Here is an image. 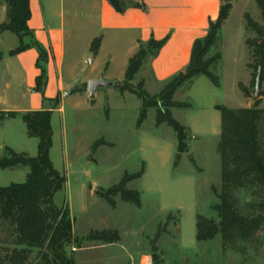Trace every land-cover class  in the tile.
I'll use <instances>...</instances> for the list:
<instances>
[{
    "label": "rangeland",
    "instance_id": "obj_1",
    "mask_svg": "<svg viewBox=\"0 0 264 264\" xmlns=\"http://www.w3.org/2000/svg\"><path fill=\"white\" fill-rule=\"evenodd\" d=\"M247 13L263 24L256 5L238 2L219 37V48L217 44L211 49V55L217 50L221 54L218 66L211 68L219 77L220 86L200 76L174 95V101L181 104V108L172 109V116L188 130L184 133L182 151L174 130L166 124H157L156 109H149L139 124L142 101L119 87L124 84L126 71L121 57L125 49L123 43L109 39L101 60L112 63L105 70L102 61L92 64L96 55L89 51L88 42L67 41L64 73L69 83L64 89L66 95H60L52 103L45 100L43 107L55 109L51 116L49 158L66 182L55 194L53 203L58 208L69 209L74 242L66 251L74 264H127L130 257L137 258L142 252L152 256L151 264H264V230L253 242L227 250H223L219 234L208 241L196 239L198 216L218 220L214 206L219 202L222 169L218 152L221 112L216 106L249 108L256 101L252 86L254 70L248 68L250 55L245 44L246 38L255 34L246 29ZM6 17L0 14V21L5 22ZM28 41L26 38L25 42ZM18 46L15 34L2 32L0 54L6 61L0 62V97L8 95L12 101L24 100L28 90L13 78L7 80L11 88H6L7 81L3 79L10 60L8 52ZM147 68L139 71L131 84L137 87L145 79V90L150 95L158 94L168 81L155 83ZM70 70L73 72L69 74ZM93 74L106 81L123 82L98 89L94 98H90L87 79ZM241 83L250 91V97L246 98L241 91ZM76 87L85 91H73ZM260 89L264 91V82ZM63 100L65 102L60 104ZM259 107L264 109V96ZM37 140L34 156L38 153ZM100 140L106 144L95 146ZM142 171L140 178L126 185L127 189L140 194L139 207L120 197L115 198L116 205L112 207L101 197L100 192L119 184L126 174ZM6 172L0 187L26 182L29 169L23 166ZM235 195L243 214L250 212L251 201L258 202L247 190ZM104 229L117 230L121 236L119 244L81 248L91 231ZM8 236L7 229L0 228V240ZM77 246L80 249L74 253L72 248ZM36 253L34 250L33 254Z\"/></svg>",
    "mask_w": 264,
    "mask_h": 264
},
{
    "label": "trees",
    "instance_id": "obj_2",
    "mask_svg": "<svg viewBox=\"0 0 264 264\" xmlns=\"http://www.w3.org/2000/svg\"><path fill=\"white\" fill-rule=\"evenodd\" d=\"M118 13L128 8L146 10L144 3L136 0H107ZM235 0H221L218 18L209 22L205 37L197 39L192 47L189 65L184 72L173 76L158 94L150 95L142 80L137 87L131 82L141 70L148 57H154L164 46L163 40L150 39L140 45L138 52L129 60L125 72L124 84L119 86L122 92H129L142 101V111L139 124L143 122L147 111L156 109L158 125L166 124L176 133L180 151L186 127L182 126L172 116V109L181 108V104L174 101V95L185 84L204 76L211 83L219 87V77L212 71L218 66L221 54L211 55V49L216 44L220 31L228 19L232 4ZM30 0H0L6 5L7 20L0 26V32L9 31L19 40V46L9 52L10 56L34 48L39 54L36 66L40 75L36 78V90L44 93L47 83L46 64L47 50L35 39L28 27L31 17ZM260 10L263 24L258 23L248 13L245 14L246 29L255 34L247 37L245 44L250 55L248 68H252V86L259 69L261 82H264V0H255ZM28 38L29 41L25 42ZM101 44V38L91 44V51L96 55ZM0 54V61L2 59ZM245 97H250V91L244 84L239 85ZM73 91H85L76 87ZM264 91L260 89V96L253 107L228 109L216 106L221 112V132L218 152L221 157L222 187L217 195L219 202L214 206L218 220L198 216L196 224L197 241H208L221 236L223 250L234 249L239 244L250 243L258 233L264 230V109L260 108ZM55 99L54 101H56ZM14 116V113H8ZM52 110L28 112L23 115L27 134L37 138L38 153L30 156L6 148L0 158V169L27 167L29 173L24 183H12L0 187V228L7 229L9 236L0 240V264H74L67 255L66 247L74 242L73 222L68 208H58L53 203L55 194L62 189L66 180L55 170L49 158L52 145ZM106 144L104 140L97 141L95 146ZM143 171L126 174L121 182L105 192L101 197L112 207H115L116 197L124 202L141 205L140 194L127 189L131 180L141 177ZM250 191V196L258 202H250V212L243 214L237 206L236 192ZM103 244L120 240L117 230L104 229L91 231L85 239ZM34 250L37 253L34 255Z\"/></svg>",
    "mask_w": 264,
    "mask_h": 264
},
{
    "label": "crops",
    "instance_id": "obj_3",
    "mask_svg": "<svg viewBox=\"0 0 264 264\" xmlns=\"http://www.w3.org/2000/svg\"><path fill=\"white\" fill-rule=\"evenodd\" d=\"M139 2L145 4V11L131 7L123 13H118L107 0H30L31 17L28 27L35 39L48 52L47 83L43 94L34 90L36 78L40 75V70L36 66L39 57L36 49L30 48L14 56H10L8 52L10 60L7 62L3 79L6 81L17 79V82L28 90L26 98L22 101H12L8 95L0 97V156L4 154L6 148L34 156L37 148L36 138L27 134L23 115L43 110H52L53 113L55 109L44 108L43 102L48 100L52 103L60 95L66 94L64 89L69 81L65 77L64 69L66 43L69 39L75 43L86 41L91 46L95 39L101 38L93 65L102 61L101 55L108 41L123 43L125 49L121 57L127 69L129 60L138 52L140 45L150 39L159 41L167 38L157 55L144 61L141 67V70L145 66L148 67L150 78L155 83L166 82L186 70L194 42L206 36L209 22L218 18L221 6V0H140ZM238 2L256 5L255 0H235L231 10ZM6 11V5L0 4V14L4 15ZM3 23V20L0 21V26ZM219 37L213 47L218 44L219 48ZM89 51L91 52V47ZM4 57L1 61L5 60ZM107 57L110 59L111 54ZM111 63V60L102 61V65H106L105 70ZM72 72L70 70L69 74ZM98 77L99 75H90L87 81ZM144 82L146 83L145 79ZM6 88H11L8 81ZM64 102L63 100L60 104ZM58 110H62L60 105ZM8 113L15 115L10 117ZM6 171H13V168L0 169V180L7 173ZM120 241L121 236L119 241L109 244L86 241L81 248L113 247ZM79 247H73V252L76 253ZM144 263H152V256L147 252L140 253L137 258L130 257L127 264Z\"/></svg>",
    "mask_w": 264,
    "mask_h": 264
},
{
    "label": "water",
    "instance_id": "obj_4",
    "mask_svg": "<svg viewBox=\"0 0 264 264\" xmlns=\"http://www.w3.org/2000/svg\"><path fill=\"white\" fill-rule=\"evenodd\" d=\"M139 2L140 0H136ZM260 72L261 70L259 69L258 75L255 80V94L253 99L257 100L260 96V88H261V79H260ZM119 83L116 81H106L103 78H98V79H92L87 82V93L90 98H94V94L98 89H106L108 87L112 86H118ZM66 95V94H65Z\"/></svg>",
    "mask_w": 264,
    "mask_h": 264
}]
</instances>
